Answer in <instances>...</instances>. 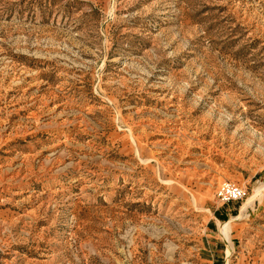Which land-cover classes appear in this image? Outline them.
Segmentation results:
<instances>
[{"label":"rangeland","instance_id":"rangeland-1","mask_svg":"<svg viewBox=\"0 0 264 264\" xmlns=\"http://www.w3.org/2000/svg\"><path fill=\"white\" fill-rule=\"evenodd\" d=\"M262 181L264 0H0V264H264Z\"/></svg>","mask_w":264,"mask_h":264},{"label":"built area","instance_id":"built-area-1","mask_svg":"<svg viewBox=\"0 0 264 264\" xmlns=\"http://www.w3.org/2000/svg\"><path fill=\"white\" fill-rule=\"evenodd\" d=\"M217 192L218 199L222 204H226L231 201L243 200L247 194V190L245 188L232 182L223 183L220 188L217 189Z\"/></svg>","mask_w":264,"mask_h":264},{"label":"bare ground","instance_id":"bare-ground-1","mask_svg":"<svg viewBox=\"0 0 264 264\" xmlns=\"http://www.w3.org/2000/svg\"><path fill=\"white\" fill-rule=\"evenodd\" d=\"M258 190V195H261L264 191V181H262V184L256 189ZM229 226H230V222L229 223H224L223 224V227L221 228L222 230V235L225 237L226 234L228 233L229 231ZM231 246V245H230ZM232 253V246L229 248L228 250V256H230Z\"/></svg>","mask_w":264,"mask_h":264}]
</instances>
